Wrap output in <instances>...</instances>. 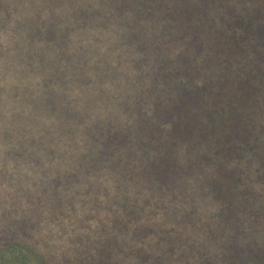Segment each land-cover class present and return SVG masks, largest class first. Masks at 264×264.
Listing matches in <instances>:
<instances>
[{
  "label": "clouds",
  "instance_id": "obj_1",
  "mask_svg": "<svg viewBox=\"0 0 264 264\" xmlns=\"http://www.w3.org/2000/svg\"><path fill=\"white\" fill-rule=\"evenodd\" d=\"M256 19L0 0V264H264V39L233 42Z\"/></svg>",
  "mask_w": 264,
  "mask_h": 264
},
{
  "label": "trees",
  "instance_id": "obj_2",
  "mask_svg": "<svg viewBox=\"0 0 264 264\" xmlns=\"http://www.w3.org/2000/svg\"><path fill=\"white\" fill-rule=\"evenodd\" d=\"M253 24H255V28H253ZM241 27L243 30V35H241L239 38H236L235 35L233 37L234 45L238 50H242L241 45L247 42L250 36L257 39H264V24L260 23L259 19L250 20L246 27ZM257 56L259 57L258 53Z\"/></svg>",
  "mask_w": 264,
  "mask_h": 264
}]
</instances>
